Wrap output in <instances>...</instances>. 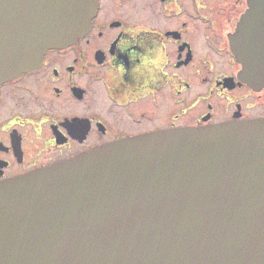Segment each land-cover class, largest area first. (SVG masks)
Returning a JSON list of instances; mask_svg holds the SVG:
<instances>
[{
  "label": "water",
  "instance_id": "water-1",
  "mask_svg": "<svg viewBox=\"0 0 264 264\" xmlns=\"http://www.w3.org/2000/svg\"><path fill=\"white\" fill-rule=\"evenodd\" d=\"M248 4L229 45L260 89L264 0ZM96 9L0 0V82L82 37ZM0 264H264V119L172 129L1 181Z\"/></svg>",
  "mask_w": 264,
  "mask_h": 264
},
{
  "label": "flooded vegetation",
  "instance_id": "flooded-vegetation-1",
  "mask_svg": "<svg viewBox=\"0 0 264 264\" xmlns=\"http://www.w3.org/2000/svg\"><path fill=\"white\" fill-rule=\"evenodd\" d=\"M248 8L97 0L82 37L0 82V182L172 129L264 119V86L239 78L229 45Z\"/></svg>",
  "mask_w": 264,
  "mask_h": 264
},
{
  "label": "rangeland",
  "instance_id": "rangeland-1",
  "mask_svg": "<svg viewBox=\"0 0 264 264\" xmlns=\"http://www.w3.org/2000/svg\"><path fill=\"white\" fill-rule=\"evenodd\" d=\"M219 101H221V102H222V100H219Z\"/></svg>",
  "mask_w": 264,
  "mask_h": 264
}]
</instances>
